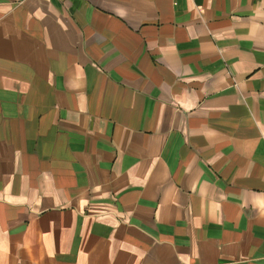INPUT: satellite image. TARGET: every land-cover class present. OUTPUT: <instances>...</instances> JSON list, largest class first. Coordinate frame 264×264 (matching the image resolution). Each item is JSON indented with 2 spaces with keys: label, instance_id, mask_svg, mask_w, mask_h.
I'll return each mask as SVG.
<instances>
[{
  "label": "crops",
  "instance_id": "crops-1",
  "mask_svg": "<svg viewBox=\"0 0 264 264\" xmlns=\"http://www.w3.org/2000/svg\"><path fill=\"white\" fill-rule=\"evenodd\" d=\"M0 264H264V0H0Z\"/></svg>",
  "mask_w": 264,
  "mask_h": 264
}]
</instances>
